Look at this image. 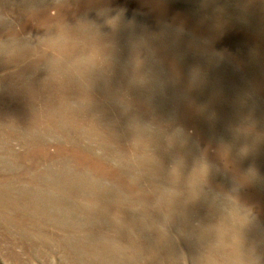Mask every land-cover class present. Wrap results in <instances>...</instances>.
<instances>
[{
    "label": "rangeland",
    "instance_id": "obj_1",
    "mask_svg": "<svg viewBox=\"0 0 264 264\" xmlns=\"http://www.w3.org/2000/svg\"><path fill=\"white\" fill-rule=\"evenodd\" d=\"M0 264H264V0H0Z\"/></svg>",
    "mask_w": 264,
    "mask_h": 264
},
{
    "label": "bare ground",
    "instance_id": "obj_2",
    "mask_svg": "<svg viewBox=\"0 0 264 264\" xmlns=\"http://www.w3.org/2000/svg\"><path fill=\"white\" fill-rule=\"evenodd\" d=\"M222 1V0H221ZM220 4V3H219ZM222 5V4H221ZM223 6V5H222ZM224 7V6H223ZM247 20V19H246ZM242 23V22H241ZM240 106V105H239Z\"/></svg>",
    "mask_w": 264,
    "mask_h": 264
}]
</instances>
